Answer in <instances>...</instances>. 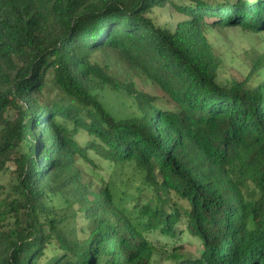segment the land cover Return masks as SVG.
I'll return each instance as SVG.
<instances>
[{
	"label": "trees",
	"instance_id": "16d2710c",
	"mask_svg": "<svg viewBox=\"0 0 264 264\" xmlns=\"http://www.w3.org/2000/svg\"><path fill=\"white\" fill-rule=\"evenodd\" d=\"M0 173V264H264V0H0Z\"/></svg>",
	"mask_w": 264,
	"mask_h": 264
},
{
	"label": "rangeland",
	"instance_id": "374dc122",
	"mask_svg": "<svg viewBox=\"0 0 264 264\" xmlns=\"http://www.w3.org/2000/svg\"><path fill=\"white\" fill-rule=\"evenodd\" d=\"M156 24H167L174 25L178 20L182 19V16L173 12L171 9L155 10L153 13ZM207 39L213 46L215 51L221 58V67L219 71L218 79L220 82L230 81V80H241L247 73V58L246 52H248L258 41L255 39L253 34L242 32L237 28H226V29H213L207 32ZM146 93L152 96L159 97L155 105L159 107H171L165 102V96L162 94L155 85L146 84L143 87ZM101 101L105 104L108 110L117 113L120 116H126L127 105L129 102L127 100L121 101L115 100L109 92H104L101 94ZM102 166V175L104 177L110 173L105 167ZM8 174L0 173V185H8ZM195 241L191 240V245H194ZM192 249V248H191Z\"/></svg>",
	"mask_w": 264,
	"mask_h": 264
}]
</instances>
